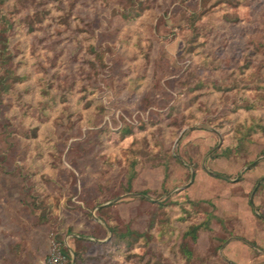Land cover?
Listing matches in <instances>:
<instances>
[{
  "label": "rangeland",
  "instance_id": "rangeland-1",
  "mask_svg": "<svg viewBox=\"0 0 264 264\" xmlns=\"http://www.w3.org/2000/svg\"><path fill=\"white\" fill-rule=\"evenodd\" d=\"M3 26L0 264H264V0H3Z\"/></svg>",
  "mask_w": 264,
  "mask_h": 264
},
{
  "label": "trees",
  "instance_id": "trees-1",
  "mask_svg": "<svg viewBox=\"0 0 264 264\" xmlns=\"http://www.w3.org/2000/svg\"><path fill=\"white\" fill-rule=\"evenodd\" d=\"M2 1L3 0H0V5H1ZM1 19L5 20V17L4 16H1ZM4 22H6V21H4ZM7 30H8V28L7 27H4V26L1 27V29H0V42H2V43L3 42L6 43V38H7L6 32H7ZM142 193L144 194V192H142ZM198 228H199V225H196V226H193V227L189 228L185 232V235H191L192 236V240L195 241V237H196L195 232H196V230Z\"/></svg>",
  "mask_w": 264,
  "mask_h": 264
}]
</instances>
